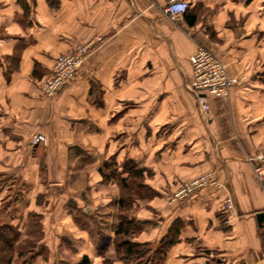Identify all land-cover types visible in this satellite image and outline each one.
<instances>
[{
	"label": "crops",
	"instance_id": "obj_1",
	"mask_svg": "<svg viewBox=\"0 0 264 264\" xmlns=\"http://www.w3.org/2000/svg\"><path fill=\"white\" fill-rule=\"evenodd\" d=\"M168 1L0 0V221L24 234L42 215L45 254L34 264L85 254L125 264L108 197L121 187L100 168L126 159L150 169L144 184L156 192L135 202L132 215L147 222L135 240L177 230L163 264H264V189L249 160L264 151V0H188L192 36L164 14ZM93 43L75 79L44 96L39 82L56 56ZM199 45L240 79L228 97L208 96L207 112L187 86ZM202 173L222 186L170 202ZM97 240L110 245L105 257Z\"/></svg>",
	"mask_w": 264,
	"mask_h": 264
},
{
	"label": "trees",
	"instance_id": "obj_2",
	"mask_svg": "<svg viewBox=\"0 0 264 264\" xmlns=\"http://www.w3.org/2000/svg\"><path fill=\"white\" fill-rule=\"evenodd\" d=\"M185 17L189 25H195L194 16L186 12ZM100 172L104 182H118L123 191L114 201L118 222L114 227L111 243L117 258L125 264H163L168 249L179 240L177 230L173 231L171 228L156 244L137 242L135 237L144 230L147 222L137 220L131 212L137 200H148L156 194L144 184L150 169L126 159L121 164L114 161L105 162ZM27 233L30 236L22 242L23 231L20 226L0 221V264H34L39 256L45 254V247L40 244L43 238L41 214H32ZM96 246L99 255L105 257L110 245L102 246L101 240H97ZM70 251L72 252L71 249ZM71 264H92V259L85 254L74 259ZM104 264H110L109 260L105 259Z\"/></svg>",
	"mask_w": 264,
	"mask_h": 264
},
{
	"label": "built area",
	"instance_id": "obj_3",
	"mask_svg": "<svg viewBox=\"0 0 264 264\" xmlns=\"http://www.w3.org/2000/svg\"><path fill=\"white\" fill-rule=\"evenodd\" d=\"M188 8V0H169L163 7V12L171 22L183 28L184 15ZM183 29L192 36L190 27ZM96 40L101 42L103 37L97 36ZM94 44H78L72 50L56 56L51 71L39 82V88L44 96L56 98L75 79ZM190 60L193 72L187 86L196 95L199 107L207 112L210 108L208 96L228 97L231 89L238 84L240 79L229 73L226 63L208 46L199 45ZM40 141H45V136L37 134L33 142ZM249 160L253 162L255 172L264 189V165L262 163L264 151L249 157ZM210 183L222 186L220 182L212 180L210 173H202L178 185L171 194L170 202L184 201ZM232 207L233 202L229 198L226 208L231 209Z\"/></svg>",
	"mask_w": 264,
	"mask_h": 264
},
{
	"label": "rangeland",
	"instance_id": "obj_4",
	"mask_svg": "<svg viewBox=\"0 0 264 264\" xmlns=\"http://www.w3.org/2000/svg\"><path fill=\"white\" fill-rule=\"evenodd\" d=\"M61 54V53H60ZM59 55V54H58ZM57 55V56H58ZM86 174L84 173V174H82L81 176H80V184H79V188L80 189H84L89 183H88V181L86 180ZM88 177H89V175H87ZM121 187V186H120ZM176 188H177V186H176ZM175 188V189H176ZM123 191H122V188H121V190H120V195H121V193H122ZM119 196V194L116 192V191H114V192H110V195H108V197L109 198H112V200H114L115 198H117ZM131 212H134V209L133 210H131ZM30 235L26 232V233H24L23 234V240H22V242L24 241V239L25 238H27V237H29ZM147 258H148V255L146 256Z\"/></svg>",
	"mask_w": 264,
	"mask_h": 264
},
{
	"label": "water",
	"instance_id": "obj_5",
	"mask_svg": "<svg viewBox=\"0 0 264 264\" xmlns=\"http://www.w3.org/2000/svg\"><path fill=\"white\" fill-rule=\"evenodd\" d=\"M257 218H258L259 223H260V224H263L262 222L264 221V211L259 212V213L257 214Z\"/></svg>",
	"mask_w": 264,
	"mask_h": 264
}]
</instances>
